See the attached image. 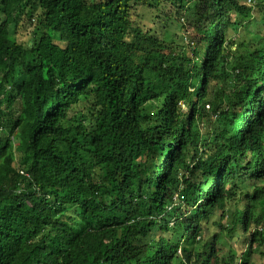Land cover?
<instances>
[{"label":"trees","instance_id":"1","mask_svg":"<svg viewBox=\"0 0 264 264\" xmlns=\"http://www.w3.org/2000/svg\"><path fill=\"white\" fill-rule=\"evenodd\" d=\"M258 181L264 0H0V264H264Z\"/></svg>","mask_w":264,"mask_h":264},{"label":"rangeland","instance_id":"2","mask_svg":"<svg viewBox=\"0 0 264 264\" xmlns=\"http://www.w3.org/2000/svg\"><path fill=\"white\" fill-rule=\"evenodd\" d=\"M156 24H157V22H156ZM245 25H248V23H246ZM256 26H258V22L256 21V19L255 20H252L251 21V24H249L248 25V29L250 30V31H254V29H255V27ZM158 27L159 28H157L156 27V31L158 32V33H161V34H164V32H166V30H163L162 28H161V26H159L158 25ZM17 36V38H18V40H20V41H27V40H29V30L28 29H25V28H19V30H18V33L16 34ZM171 35H172V33H171ZM162 37L164 36V35H161ZM173 39V38H172ZM170 40H171V38H170ZM6 112H8V110L6 111ZM15 112H16V110H15ZM13 114H15L14 112H12ZM200 230H202V228L200 229ZM213 230V233L214 232H218L216 229H212ZM179 232H180V229H179ZM202 235V234H201ZM201 235H200V233L199 234H197V236H196V240H198L199 239V237H201ZM175 241H177V242H179V243H184V240H182L181 238H180V236H177V239L175 240ZM228 241V246H230L231 245V242L229 241V240H227ZM193 242H194V240L191 238L190 239V241L188 242V244H186L185 243V247L187 248H190V247H192V244H193ZM218 244V245H217ZM216 244V247H217V250H221V259H225L226 258V256L224 255L227 251H228V247H227V245L223 242V240H220L218 243ZM187 248V249H188ZM240 250L242 251V252H240ZM245 250H247V248H246V245H239L238 246V249L236 250V252H237V254H238V256H241V254L245 251ZM181 251H182V249H181ZM194 254V256H195V252L193 253ZM256 255V254H255ZM255 255H253V257H252V262H258V261H260V259H259V257L257 258ZM263 259H264V256H261Z\"/></svg>","mask_w":264,"mask_h":264},{"label":"clouds","instance_id":"3","mask_svg":"<svg viewBox=\"0 0 264 264\" xmlns=\"http://www.w3.org/2000/svg\"><path fill=\"white\" fill-rule=\"evenodd\" d=\"M246 181V184H247V186H248V188H243L244 190H249V193H252L253 192V188H252V184L249 182V181H247V180H245ZM239 184L243 187V185L241 184V182L239 181ZM257 186H262V185H264V181H258V182H256L255 183ZM180 195V194H179ZM177 197H178V195H177ZM182 198H183V196H181ZM229 220V218H227V221ZM210 228H211V231L209 232V233H207V235L211 238V236L213 235V234H219V231H218V228L217 227H212V226H210ZM216 229L218 232H214L213 233V230L212 229ZM257 227L254 225V222H251L250 223V225H249V229L250 230H252V231H254L255 229H256ZM260 231H263V227L262 226H260L259 228H258ZM200 238V237H199ZM207 238V237H206ZM247 246V245H246ZM248 250V249H247ZM244 252H246V251H244ZM243 252V253H244ZM179 253H181V249H179ZM245 254V253H244Z\"/></svg>","mask_w":264,"mask_h":264}]
</instances>
